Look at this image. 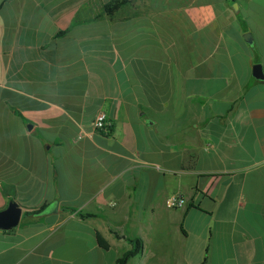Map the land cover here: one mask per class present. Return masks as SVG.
<instances>
[{
    "label": "crops",
    "instance_id": "0c3cea01",
    "mask_svg": "<svg viewBox=\"0 0 264 264\" xmlns=\"http://www.w3.org/2000/svg\"><path fill=\"white\" fill-rule=\"evenodd\" d=\"M116 1L0 0V264H264V0Z\"/></svg>",
    "mask_w": 264,
    "mask_h": 264
},
{
    "label": "water",
    "instance_id": "95a60500",
    "mask_svg": "<svg viewBox=\"0 0 264 264\" xmlns=\"http://www.w3.org/2000/svg\"><path fill=\"white\" fill-rule=\"evenodd\" d=\"M249 35L245 34L244 38H248ZM252 74L254 77L263 78L262 69L260 64H255L252 68ZM21 217V207L14 201H10L6 208L0 210V230H10L15 228Z\"/></svg>",
    "mask_w": 264,
    "mask_h": 264
},
{
    "label": "built area",
    "instance_id": "2783aa9c",
    "mask_svg": "<svg viewBox=\"0 0 264 264\" xmlns=\"http://www.w3.org/2000/svg\"><path fill=\"white\" fill-rule=\"evenodd\" d=\"M111 121L107 117V114L104 110H99L93 121H92V130L94 132L108 133L111 128ZM185 205V199L180 194L171 195L167 199V206L169 208H180Z\"/></svg>",
    "mask_w": 264,
    "mask_h": 264
},
{
    "label": "trees",
    "instance_id": "16d2710c",
    "mask_svg": "<svg viewBox=\"0 0 264 264\" xmlns=\"http://www.w3.org/2000/svg\"><path fill=\"white\" fill-rule=\"evenodd\" d=\"M126 0H120V1H116L115 3L109 4L107 6V9L109 8H114L115 6H117L120 3H125ZM62 209L65 210H69V211H74L73 208L71 207H65L63 206ZM28 212L24 213V216L27 215ZM78 215L81 217L87 216L88 214H83L82 212H78ZM97 241L98 244L102 247V248H107V244L103 241V239L100 236H97ZM130 243H131V248L126 250L125 252L122 253V255L120 257L117 258L116 260V264H125L126 261L136 255L142 247V241L139 238H133V239H129Z\"/></svg>",
    "mask_w": 264,
    "mask_h": 264
}]
</instances>
